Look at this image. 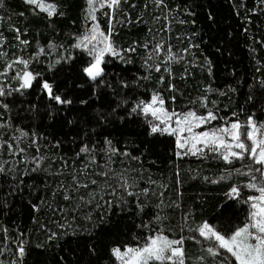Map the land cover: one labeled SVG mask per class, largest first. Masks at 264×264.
<instances>
[{
    "label": "trees",
    "instance_id": "16d2710c",
    "mask_svg": "<svg viewBox=\"0 0 264 264\" xmlns=\"http://www.w3.org/2000/svg\"><path fill=\"white\" fill-rule=\"evenodd\" d=\"M44 1L56 15L0 0V264H119L113 248L161 231L185 237V264H228L224 254L208 255L195 229L205 221L225 234L243 226L242 201L258 194L235 169L247 171L250 161L178 155L175 136L152 133L157 120L132 109L159 94L169 111L212 110L218 119L206 127L249 117L264 124V0L97 4L95 22L105 34L111 22L120 56L105 57L96 82L83 71L93 58L76 47L95 23L87 0ZM24 71L36 77L31 88L21 87ZM45 81L72 104L51 99ZM233 186L238 199L226 195Z\"/></svg>",
    "mask_w": 264,
    "mask_h": 264
},
{
    "label": "snow or ice",
    "instance_id": "6c2138e0",
    "mask_svg": "<svg viewBox=\"0 0 264 264\" xmlns=\"http://www.w3.org/2000/svg\"><path fill=\"white\" fill-rule=\"evenodd\" d=\"M87 2L89 6L88 15L95 22L97 19L95 15L98 10L97 4L99 9L107 6L115 10L119 7L121 0H87ZM26 3L35 5L50 17L57 14V6L54 3H44V0H26ZM60 14L62 15V13ZM111 36V22L107 34L101 30L99 23L96 22L93 23L90 32L82 36L76 45V47H83L88 55L93 58L89 66L83 69L87 77L93 82L104 76L105 70L102 65L105 64L106 55L120 56V52L114 46ZM22 43L26 44L27 41H22ZM162 48L163 45L157 44L153 51L158 52ZM128 51H135V48H130ZM168 51L167 59L171 61L175 57L174 54H171L170 49ZM18 62L27 68L28 61L21 59ZM8 67L11 68L12 65H8ZM156 70L159 71L158 66ZM17 75L23 81L22 88H31L32 81L36 79L28 71H24L22 76L19 73ZM42 88L58 104H72V100L62 99L61 96L55 95L53 86L47 81L43 82ZM0 95H3L2 89H0ZM81 103L86 104L87 101H81ZM164 104L165 101L162 96L153 94L150 102L141 101L135 105L132 111L136 112L139 109L144 115L151 114L160 122L152 125V133L164 132L175 135L177 147L183 150L178 155L203 156L206 153H213L229 165L236 161H244L246 157L250 161L247 171L235 169L237 174L250 178L249 182L243 187L253 189L258 193V195L249 196L247 200L242 201L249 205L246 222L230 234L218 231L214 225L209 224L207 221L203 222L195 231L205 241L209 242L206 252L212 257L224 254L228 264H232V260L235 261V264H264V124L258 126L249 117L247 122L243 124L236 119L230 123L226 122L225 125L220 127H206L211 125L212 121L218 119L217 114L212 110L209 109L205 115H198L191 110L186 113H177L174 110L169 112ZM202 106H207L206 99ZM236 115V113H233V116ZM161 124L165 126L162 128ZM197 129L203 130L197 131ZM106 143L111 151H116L112 148L111 141ZM82 151H88L87 147ZM3 171L4 169L0 167V172ZM109 171H105L101 175L107 177ZM230 176L231 173L221 177V179L230 178ZM205 179L208 178L205 177ZM212 182L217 183L218 181L214 180ZM146 192L147 190H145ZM129 195H132V193H129ZM226 195L229 199H238L240 197V186L231 187ZM156 219L160 221L162 218L158 216ZM191 238L194 239L195 237ZM184 240V236L179 239H170L161 231L149 235L142 244L136 246L126 245L123 251L119 247H115L111 251L119 264H185ZM18 255L19 257L25 255L23 244L18 248ZM200 259L203 261L204 257Z\"/></svg>",
    "mask_w": 264,
    "mask_h": 264
},
{
    "label": "rangeland",
    "instance_id": "374dc122",
    "mask_svg": "<svg viewBox=\"0 0 264 264\" xmlns=\"http://www.w3.org/2000/svg\"><path fill=\"white\" fill-rule=\"evenodd\" d=\"M44 3H49V2H47V1H44ZM87 13H89V6L87 7ZM96 23V22H95ZM90 32V31H89ZM89 47H91V45H89ZM107 56V55H106ZM105 56V57H106ZM88 67V66H87ZM102 67H103V65H102ZM164 107H165V104H164ZM166 108V107H165ZM169 111V110H168ZM169 112H172V111H169ZM175 112H177V113H186V112H188V111H181V110H175ZM196 112V111H195ZM198 115H205L206 113H198V112H196ZM156 120V119H155ZM160 122L157 120V122L155 123V124H159ZM243 124V123H242ZM162 128L165 126V125H163V124H161L160 125ZM175 125H174V123H173V127H174ZM223 126V125H222ZM220 127V126H219ZM203 129H197V131H202ZM175 136V135H174ZM175 138H176V136H175ZM250 143V142H249ZM183 151V150H182ZM207 154V153H206ZM201 156V155H200ZM258 194V193H257ZM209 224H211V225H214L216 228H217V230L218 231H221L214 223H212V222H208ZM222 232V231H221ZM170 238V237H169ZM171 239V238H170ZM128 246H131V245H128ZM122 251H123V249H124V247H119ZM1 253H3V252H0V263H1V260H2V256H1ZM13 264H16L15 263V261L13 262Z\"/></svg>",
    "mask_w": 264,
    "mask_h": 264
}]
</instances>
